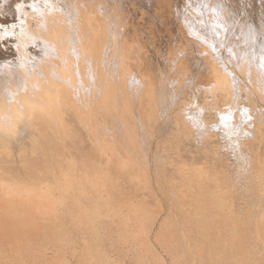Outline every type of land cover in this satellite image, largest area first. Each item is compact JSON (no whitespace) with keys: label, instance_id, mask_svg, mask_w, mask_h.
Masks as SVG:
<instances>
[{"label":"bare ground","instance_id":"obj_1","mask_svg":"<svg viewBox=\"0 0 264 264\" xmlns=\"http://www.w3.org/2000/svg\"><path fill=\"white\" fill-rule=\"evenodd\" d=\"M17 1L23 0H0V213L7 222H17L24 228L39 219L42 228L50 223V214L79 212L88 199L102 191L108 190L110 196L116 197L123 188H127V197L148 198L158 210H163L171 197L187 193L198 201V207L191 202H172L171 206L183 211L195 206L198 211L202 201L208 199L204 166L212 159L223 184H242L234 190L217 185L215 192L227 198L230 209H236L234 213L245 215L238 220L244 225V240L264 250V151L259 152V142L264 141V107L246 105L248 99L243 100L244 104L239 100L252 95L264 103V0L234 9L229 0H179L185 1L183 5L189 4L188 10L186 5L178 6V1L174 4L179 18L185 16L180 12L181 6L186 8L189 22L180 24L183 32L193 35L192 42L203 63H197L199 67H194L193 72L190 63L195 59H190L191 51L183 54L180 50L183 55H179L176 50L165 48L164 56L158 49L165 57L164 64L171 68L163 81L169 76L167 80L181 86L195 85L209 98L204 95L203 101L182 103V116L173 120L180 136L177 135L186 139L189 150L179 160L196 164L181 165L170 172L151 165L160 164L163 158L157 152L154 159L150 156V146L145 141L151 144L152 139L142 136L145 122L142 116H136V108L140 106L147 112L148 105L152 106L157 79L148 69L149 63L155 62L149 59L146 45L138 40L146 39L147 32L152 36L159 32L156 25L149 27L153 18L166 16L171 21L172 0H150L154 8L148 6V13L144 11L148 8L135 11L131 5L142 0H111V7L116 1L134 10L140 20L144 18L143 24L149 23L143 29L134 25L129 30L112 28L113 23L105 22L109 4L82 8L78 0H58L64 5L57 0H25L23 9L16 5L19 10H14L13 3ZM149 18L151 21L147 22ZM164 29L161 34L169 31ZM197 34L205 38L195 37ZM231 44L235 51L229 48ZM176 45L172 46L176 49ZM188 45L183 40L181 49L187 50ZM240 55L243 67L238 65ZM231 66L245 76L251 89L233 75ZM153 112L151 108L148 115ZM176 138L175 143L179 139ZM83 139L88 143H83ZM161 146L164 147L162 142L158 147ZM230 164L234 169L229 168ZM182 168L186 170L183 172ZM178 175L179 185L173 182ZM249 187L252 196L246 191ZM246 197L250 198L246 201ZM129 213V219L140 223L132 233L137 235L142 222L134 213L139 212L130 209ZM152 230L151 224L149 228L145 226L143 238L147 239ZM27 241L24 257L36 264L41 244L35 239ZM204 241L202 236L199 243ZM169 242L175 243V250H181L182 264L194 253L183 239Z\"/></svg>","mask_w":264,"mask_h":264},{"label":"rangeland","instance_id":"obj_2","mask_svg":"<svg viewBox=\"0 0 264 264\" xmlns=\"http://www.w3.org/2000/svg\"><path fill=\"white\" fill-rule=\"evenodd\" d=\"M24 1L25 0L22 1L23 4L20 1L14 2L13 4L15 5L11 4L10 7L11 8L14 7L13 9L16 10L15 7L16 8L18 7L16 5H19L21 10L24 8V3L29 0H26L25 2ZM62 1H59L61 2L60 4L64 3ZM68 1L66 0L65 2L69 3ZM89 1L91 2V0ZM89 1L78 0V5L80 4L81 7L84 8L86 6H99V5L107 6V4H109V6L107 7H110L111 9L105 10L106 12L105 22L113 23L110 26L112 28L122 27L123 30H129L132 27H134V25H136L138 28L143 29L144 28L143 26L147 27L149 23L151 24L149 25V27L151 28L153 27L156 28V26L158 27L157 29H159V32L157 34H153L154 36L148 33L147 30H145L147 34H149V36H147V34L144 33L146 39L143 38L138 40V42L142 43L144 46L146 45L145 47L147 49L149 59L150 60L153 59L151 61L155 62V64L152 63L153 65L150 63L148 65V69L150 73L155 78L157 79L160 78V80L155 79V84L157 85V87L155 85L153 89V92L155 91L152 97L153 107L152 106L149 107L148 105L147 109L149 110L145 112L140 106H138L136 108L137 111L136 116H142L143 121L145 122L146 130L144 131L141 130L143 132L141 133L142 136L145 139H149V138L152 139L150 141L151 144L144 140L150 146L149 147L150 149L149 152H151L149 153L150 156L152 157V159H154V154L157 152L159 154V157L163 158L160 164L158 163L155 164L154 162H151V165L153 164H154L153 166L159 165L163 169V170L161 169V171H165L166 170L165 168H167L168 169L167 171L169 172L172 169H178L181 165H186L188 163L195 165L196 162L184 163L181 160H179V157L185 152H189V150L188 147L185 146L186 139L179 138L180 135L178 132V128L176 127V125H174V121L179 120V117L182 116V114L180 113L182 103L190 102L189 105H191L192 104L191 102H194L191 100L196 99L195 100L196 102H199V100L203 101L204 95L207 97L208 95L204 94L202 90H200L199 92V89H197L195 85L184 84V86L183 85L181 86L180 83L178 84L173 82L174 80L171 82L167 80L169 76H167V79L163 81L166 78L165 74L168 73L167 75H169L170 74L169 71L171 70L170 67L167 68V65H165L166 61H165V57H163V55L165 56V53H163V50L165 51V48L173 49L174 51L176 50L179 53V55H183L186 52L189 53L191 51L189 53L191 55L190 59L193 58L197 60L196 63L195 60H193L194 63L192 62L195 66H193V64L190 63V66L192 65L193 67L192 71L194 70V67L198 66V64L200 65L201 63H203V60L197 51V46H195V44L193 43L194 41L192 42L193 35H191L190 37L187 33L183 32L182 30V24L186 20V22L184 23L186 25L187 21L190 19V17L187 19L186 17L188 16H186L185 14L186 8L187 10L189 9V7L187 6L189 4L187 2H186L187 4L184 3L187 6L186 7L185 5H183V2L185 1L179 3L181 1L174 0L173 2L172 0L171 7L173 9L171 8L172 10L171 21L170 19L167 20L165 16V17H160V19H157L158 21L155 18H153V21L149 22L147 25V24H143V22L145 21L144 18L140 20L139 19L140 16L138 17L137 14L133 11L134 10L137 11L136 8L140 9V7L142 8L140 9L141 11H143L144 8H148L144 10L145 12H147L146 10L150 11V8L151 10L154 8L153 1L150 0H142L141 2L133 1L131 3V5L134 6L133 11L128 7L125 8L123 4H118L116 1H115L116 4L113 5L114 7H111V0L110 1L106 0L107 2L105 0H99L101 4H99L100 2L98 0H92L91 4L89 3ZM145 1L147 2V5ZM177 1L179 3L177 4L178 6L182 4L184 7H186L185 9H183L184 8L183 6H181L180 8V10H182L180 12H182V14L185 15L184 17L183 16L180 17L182 19L178 17L179 10L177 5L176 6L174 5L175 3H177ZM253 1L254 0H229V3L231 7L234 9V8H239L242 5L247 7V2H253ZM18 2L20 3L18 4ZM143 2L145 4H142ZM139 3L141 6H138ZM174 6L177 9V11H175L176 9H174ZM11 8H8V11H11L12 10ZM18 8L17 10H19ZM121 8L123 10H121ZM109 11H111L110 14H108ZM131 15L137 18L138 20L136 19L133 20L134 17L132 18ZM151 18L147 19L146 21L147 22L151 21ZM177 18H179L180 20L179 19L177 20ZM142 20L143 22H141ZM159 21L161 24H159ZM162 21L165 25L162 23ZM153 22L154 24H152ZM170 22H172L174 27L170 25L171 24ZM192 22H194L193 19ZM158 24L160 26L163 24V26L160 28ZM190 24L188 23V25ZM163 27L166 28V32L169 30L166 34L164 32H163L164 34L163 33L161 34V31L165 30ZM172 29H174L176 33H173ZM152 33H154V30L152 31ZM195 37L205 38V37H201L200 34L195 35ZM183 40H185L189 44L188 47L186 46L187 47L186 49L188 50L189 48V51L183 49L185 44H183V48L181 49V44ZM172 41H174L175 43L174 42L171 43ZM174 44H177L176 46L177 48L179 47V49L177 48L175 49L174 48L175 46L174 47L172 46ZM168 45L170 46L168 47ZM234 46L235 45L233 44L232 47L231 44L229 48H232V51H235ZM158 49H159V53L161 52L163 53V55L158 53L157 51ZM180 50H182L184 53L181 52ZM228 51L232 52L230 50ZM211 53L213 54V52ZM221 53L224 54L223 51H221ZM154 54L157 55L153 56ZM150 55L152 56L150 57ZM158 56H159V60H158ZM190 59L189 61L192 60ZM158 64L164 66L162 67L163 69ZM151 65L155 67L156 70L157 69L158 70L156 71ZM238 65L240 67H243L241 55L238 59ZM149 66L153 70L150 69ZM190 66L189 69L192 68ZM231 67L233 68V75L239 77L240 80H242L243 83L248 85L251 89L249 82H247L246 80L244 81L245 76L239 72L238 68H235L234 66ZM165 70H168V72H166ZM154 71H156L155 72L156 74H154ZM164 71L165 73L163 74L162 72ZM160 72L162 73L161 77L159 74ZM207 76H210V74L208 73ZM165 82H167L168 84H166ZM172 83H174L173 86ZM160 85L162 86V89H160L161 88ZM181 88H182V92H181ZM157 89L158 92H156ZM164 90L166 94L168 93L167 95H165ZM158 96H160L161 98ZM171 96L173 98H171ZM208 98L207 100H209ZM241 99L239 100L242 104L244 103L246 105L261 104V106L264 107V103L260 102V100L258 99L255 100L252 97V95L250 96L248 95V98L246 97ZM244 99L245 100L248 99L249 102L245 101L243 103ZM160 104H161V108H160ZM151 108L153 109L154 112L148 115V113H151ZM211 111L212 110H208L207 112L212 113L213 111L212 112ZM252 114H255L254 111ZM131 121L135 122L134 119H131ZM177 133L179 136L177 135ZM151 134H153V136H151ZM176 137L179 138L178 139L179 142L178 140H176L178 144L180 143L179 145L174 142V140L177 139ZM181 139L185 143L183 141L181 142L180 141ZM82 141L83 143L84 141L86 142L85 139H83ZM157 142L159 145L162 142L164 147L162 146L158 147L159 145L156 146ZM87 143L88 142H86V144ZM263 146H264V141L259 142V152L264 151ZM224 164L229 165V163H224ZM204 168L208 174V177L205 179V188H206V193L208 195V199L202 201V208L199 207L198 211L195 208V206L198 207V201L193 200V198L191 197H188L187 193L183 195L171 197V200L163 199L164 201L166 200L165 201L166 204L163 210H158L156 206L153 203H151L148 198H142L138 200L136 198L127 197L126 195L128 193L126 191L127 188H123L122 194L116 197L110 196V192L108 190L102 191L99 195H97V197L90 200L88 199L84 206V210L82 209L79 212L50 214L48 217L50 223L42 228H39V226L42 225V223H39V219L33 221L31 224H26L29 226H24V228H22V226H19L17 222L13 224H9L7 222L6 216L1 212L0 213V264H35L34 262L29 261L28 258L24 257L25 255L24 250L28 244L27 239L30 240L35 239L39 243V246L41 244L39 251L40 257L39 255L36 256L37 258L39 257L38 262L36 264L38 263L40 264H182L183 260L179 255L181 254L180 253L181 250L179 249V247L176 248L175 250V243L169 242V241L175 242L176 238L177 240L178 238L183 239L185 245L192 252H194L191 253L190 257L186 258L185 264H264V250L263 249L260 250L259 248L256 247V245L248 243L244 240V234H243L244 225L243 226L240 225L238 220L244 219L245 215L234 213L236 209L234 210L230 209L227 198L224 195L215 192L217 185L224 187L227 190L231 188H233L234 190L235 188H240L242 184L240 182L234 183L233 185L223 184L220 175L218 174L219 168L216 165V162L212 159L209 160V162L204 166ZM222 168L224 169V167ZM229 168L234 169V167L231 166V164ZM232 169H230V171ZM127 170L129 171L128 168ZM185 170H183V172ZM183 174L184 173H182V175ZM154 177L155 176L152 177L153 180H155ZM178 178H180V175H178L177 178H173L175 179V181L173 182H175L177 185L180 184L177 180ZM181 179L184 180V178ZM117 183L119 182H116L115 184ZM120 186L121 184L118 185V188H120ZM90 189L92 190L91 187ZM246 191L248 194L252 196L250 187L246 189ZM140 192L144 194L146 193V191L143 189H140ZM247 198L249 199L250 197H246L245 198L246 201ZM255 201L256 200H254V202ZM172 202L183 203V204L191 202L195 206H193L191 208L192 210L190 211L188 210L183 211V210H179V208L177 207L171 206ZM130 209H134L139 212L134 214L138 218H140L142 222L141 229L140 231H138L137 235L132 233L139 228L140 223L135 222L132 219H129L128 216L131 214L129 213ZM168 221L170 222V224L166 223ZM150 224L152 225L153 230L151 234L147 236L148 238L145 239L143 238V228L145 226L149 228ZM125 228H132L133 231L131 232L125 231ZM47 231L48 233H46ZM45 236H48L49 239L45 240ZM202 236L206 241H204L203 243H199L200 240L202 239ZM166 241L168 242L169 248H167L168 246L166 247L167 245L165 243ZM248 246L250 247V249H248ZM246 249L248 251H246ZM257 250L259 253H257ZM18 260L21 261L17 263Z\"/></svg>","mask_w":264,"mask_h":264}]
</instances>
